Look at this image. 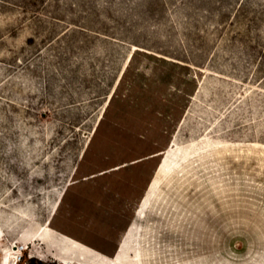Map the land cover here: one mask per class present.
<instances>
[{"label": "rangeland", "instance_id": "1", "mask_svg": "<svg viewBox=\"0 0 264 264\" xmlns=\"http://www.w3.org/2000/svg\"><path fill=\"white\" fill-rule=\"evenodd\" d=\"M0 264H264V0H0Z\"/></svg>", "mask_w": 264, "mask_h": 264}, {"label": "bare ground", "instance_id": "2", "mask_svg": "<svg viewBox=\"0 0 264 264\" xmlns=\"http://www.w3.org/2000/svg\"><path fill=\"white\" fill-rule=\"evenodd\" d=\"M158 175H159V172L155 175V177L152 179V183L149 187V190H147L146 194H145V198H144V202H143V205H145L147 203V201L149 200V198L151 197L152 193H153V190L156 186V183L158 181ZM21 251V248H18L17 250H12L9 252V255L7 256V259L8 261L9 260H12L13 263H17L18 262V258H17V254H19Z\"/></svg>", "mask_w": 264, "mask_h": 264}]
</instances>
